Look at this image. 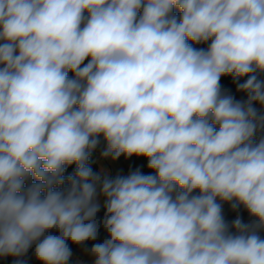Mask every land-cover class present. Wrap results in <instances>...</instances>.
I'll return each instance as SVG.
<instances>
[{
  "label": "clouds",
  "instance_id": "clouds-1",
  "mask_svg": "<svg viewBox=\"0 0 264 264\" xmlns=\"http://www.w3.org/2000/svg\"><path fill=\"white\" fill-rule=\"evenodd\" d=\"M261 73L264 0H0V256L35 243L67 264V242L97 238L99 195L94 264H264ZM101 136L154 174L94 173ZM218 200L255 223L230 232Z\"/></svg>",
  "mask_w": 264,
  "mask_h": 264
},
{
  "label": "trees",
  "instance_id": "trees-1",
  "mask_svg": "<svg viewBox=\"0 0 264 264\" xmlns=\"http://www.w3.org/2000/svg\"><path fill=\"white\" fill-rule=\"evenodd\" d=\"M174 15H176L177 17L180 16V13L178 10L174 9ZM191 43V42H190ZM211 43V41H208L206 43H202V44H193V47L197 48V49H207L208 45ZM69 76L72 77L73 74L69 73ZM259 79L264 80V73L259 74L258 76ZM248 79L247 76L245 77H241L238 78L236 80L233 79V77L231 75L228 76H223L221 77L220 80V85H221V91L223 94L225 95H231L236 101H240V102H246L247 100V95L244 92H239L237 91V86L240 83H244L246 80ZM257 105V103L253 104V107H255ZM257 112L259 114H261L258 110ZM261 134V133H260ZM262 135V134H261ZM128 158V162L130 164L131 167H134V162H135V155H133L132 157H127ZM88 166L92 169V171L95 173L96 171V163L92 162V161H88ZM75 169H76V165L72 164L69 166H66L65 172H64V178H65V184L58 186L55 190H62L64 188H67L69 185L67 183V178L69 176L74 175L75 173ZM138 170L141 172V174L144 175H149V174H154V172L152 170H150L147 166H140L138 168ZM31 183H35V180H29L26 181L25 183V188H27L29 186V184ZM195 194V193H194ZM43 195V193H42ZM105 212H106V208L105 207H100V211L97 213L96 215V221L98 223V234H97V238L96 240L93 241H86L84 243V245H76L71 243L70 241L67 242L68 243V247L70 249H74L77 246H86L88 248H92V246L96 243H103L106 239H108V235L107 232L105 231L104 227H103V220L105 217ZM241 219L242 223L244 224H253L255 223V220L253 217H251L248 212L243 208V206H241L240 208L233 210L231 203H228L227 207H226V214H225V222L228 224L229 226V231L230 232H235V229L232 227L233 222L237 219ZM249 219L254 220V222H251ZM59 235L58 232H56L55 229L50 230V232L45 233V235ZM258 234L260 235V237L262 239H264V229H260L258 231ZM41 239H43V237H41ZM38 243V242H37ZM35 243L29 248V251L31 254L35 255ZM68 264H70V262H67Z\"/></svg>",
  "mask_w": 264,
  "mask_h": 264
},
{
  "label": "rangeland",
  "instance_id": "rangeland-1",
  "mask_svg": "<svg viewBox=\"0 0 264 264\" xmlns=\"http://www.w3.org/2000/svg\"><path fill=\"white\" fill-rule=\"evenodd\" d=\"M85 63H87V60L85 61ZM260 136H264V135L257 133V139ZM99 140L100 143L97 146L98 148L95 151H92L89 161L96 163L95 173H101L102 178L104 175H107V178L117 177V176L126 177L132 172L137 171L140 166H147L148 161L145 157L135 156V162H134L135 166L131 167L128 162V158H126L124 155H121L116 160H113L111 157L102 156V152L106 148V142L104 141L102 136L99 137ZM98 192H99V188H98ZM195 194H198V192H195ZM98 200L101 204V207H104L105 197L98 195ZM217 202L222 204V214L223 217H225L226 207L229 202H221L219 200ZM249 220L251 222H254V220L252 219ZM70 250L72 253L71 257L69 258L70 264H94L95 258L90 255V248L86 246H77L76 248Z\"/></svg>",
  "mask_w": 264,
  "mask_h": 264
},
{
  "label": "built area",
  "instance_id": "built-area-1",
  "mask_svg": "<svg viewBox=\"0 0 264 264\" xmlns=\"http://www.w3.org/2000/svg\"><path fill=\"white\" fill-rule=\"evenodd\" d=\"M259 133L264 135V131H261ZM96 149H94L93 151H95ZM17 259L23 261V264H37V262L38 264H42V262L37 260L35 255L31 254L29 250L24 256L19 258L13 256H0V264H16Z\"/></svg>",
  "mask_w": 264,
  "mask_h": 264
},
{
  "label": "crops",
  "instance_id": "crops-1",
  "mask_svg": "<svg viewBox=\"0 0 264 264\" xmlns=\"http://www.w3.org/2000/svg\"><path fill=\"white\" fill-rule=\"evenodd\" d=\"M256 110H258L261 114H264V106L260 105L259 103H257V105L255 106ZM112 178H116V177H110L109 179Z\"/></svg>",
  "mask_w": 264,
  "mask_h": 264
},
{
  "label": "water",
  "instance_id": "water-1",
  "mask_svg": "<svg viewBox=\"0 0 264 264\" xmlns=\"http://www.w3.org/2000/svg\"><path fill=\"white\" fill-rule=\"evenodd\" d=\"M37 264H38V262H37Z\"/></svg>",
  "mask_w": 264,
  "mask_h": 264
}]
</instances>
